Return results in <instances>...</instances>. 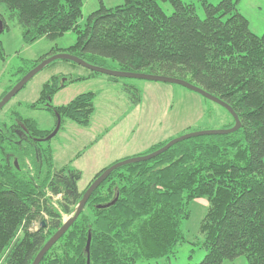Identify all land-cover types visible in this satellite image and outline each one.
I'll return each mask as SVG.
<instances>
[{
	"label": "trees",
	"instance_id": "1",
	"mask_svg": "<svg viewBox=\"0 0 264 264\" xmlns=\"http://www.w3.org/2000/svg\"><path fill=\"white\" fill-rule=\"evenodd\" d=\"M158 1L169 3L172 13L167 15ZM196 1L202 18L193 2L123 0L111 8L101 5L80 28L82 0H0L21 26L24 43L76 33L69 47L19 66L16 82L58 52L101 67L110 59L120 71L184 79L226 103L240 121L232 133L188 138L149 160L113 170L39 264H86L88 235L89 264L167 257L184 240L180 224L190 215V203L200 198L207 202L199 227L205 254L197 264H222L240 255L247 264H264V33L251 32L236 9L238 0ZM0 20L1 33L7 24L1 14ZM63 76H50L28 105L52 113V128L42 129L18 112L14 122H0V264H31L63 215L73 214L88 185L106 168L79 190L78 169L54 166L47 136L57 119L60 126L65 119L87 126L94 111L92 92L51 104L59 89L83 77ZM125 90L138 103V90L129 85ZM224 110L229 123L223 128H229L234 119Z\"/></svg>",
	"mask_w": 264,
	"mask_h": 264
},
{
	"label": "rangeland",
	"instance_id": "2",
	"mask_svg": "<svg viewBox=\"0 0 264 264\" xmlns=\"http://www.w3.org/2000/svg\"><path fill=\"white\" fill-rule=\"evenodd\" d=\"M193 2L196 13L202 18L203 10L196 0ZM220 0H208L217 4ZM81 16L77 23L80 28L87 16L101 5L106 8L121 5L123 0H82ZM162 10L172 13L169 3L158 1ZM237 11L248 21L249 29L256 35L264 33V0H238ZM0 14L7 28L0 33L5 59L0 61V95L9 86H14L19 74L16 69L29 64L47 53L65 49L76 39L74 31H68L56 39L38 38L32 43H24L21 26L16 19L8 17L4 5H0ZM103 67L120 70L121 65L110 59L104 60ZM61 73L63 79L70 76H83L59 89L52 97V105L68 103L75 96L94 93V111L87 126L72 120L62 121L60 129L50 138L54 166L65 164L80 171L77 182L83 190L100 169L116 161L143 155L151 146L169 141L185 133L223 128L229 123V116L218 104L199 93L179 84L153 81L141 78L114 77L103 73H94L78 64L57 59L53 64L44 66L19 90L1 109L0 122H14V112L36 121L42 129L54 126V116L47 110L28 107L38 97L42 84L50 76ZM141 73H148L143 70ZM113 77V78H111ZM134 86L138 90L139 101L133 104L132 96L125 86ZM204 198L190 203V215L180 224L184 240L179 242L174 253L167 257L142 260L137 264H197L204 257L200 246L202 234L200 222L206 210ZM69 216L63 215V221ZM33 229L37 227L34 224ZM222 264H247L243 255L226 259Z\"/></svg>",
	"mask_w": 264,
	"mask_h": 264
},
{
	"label": "water",
	"instance_id": "3",
	"mask_svg": "<svg viewBox=\"0 0 264 264\" xmlns=\"http://www.w3.org/2000/svg\"><path fill=\"white\" fill-rule=\"evenodd\" d=\"M2 29V22L0 20V30ZM57 59H64L71 62H74L80 66H83L87 69H90L92 71H95L97 73H103L114 77H129V78H141V79H147V80H153V81H160V82H169V83H175L179 84L183 87H186L187 89H190L192 91H195L202 95L203 97L211 100L212 102L220 105L224 109L228 111V113L233 117L234 124L229 128H219V129H208V130H200V131H193L189 133H185L179 137L173 138L169 140L166 144H164L162 147L156 149L155 151H152L145 155H138V156H132L128 157L119 161L114 162L113 164L106 167L86 188L84 191L80 201L75 207V210L72 215H70L65 221H63L62 225L44 242L42 247L39 249L35 257L33 258L31 264H39L41 259L43 258L44 254L49 250V248L67 231L69 226L75 221V219L78 217L80 212L82 211L87 199L89 198L92 191L103 181L106 179V177L116 168L129 164V163H135V162H141L149 160L158 154L166 151L168 148H170L175 143L192 138L197 137L201 135H216V134H228L236 131L240 127V121L238 119V116L235 114V112L228 106L226 103L221 101L219 98L209 94L202 88L177 77H168V76H162V75H156V74H150V73H140V72H128V71H120V70H111L105 67L92 65L83 59L72 55L70 53L66 52H58L54 53L40 62H38L34 67L29 69L15 84L11 89L1 98L0 100V109L19 91L21 90L24 85L37 73L39 72L44 66L49 64L50 62L57 60ZM60 126V119H57L56 125L53 129V131L47 136V139H50L59 129ZM43 224V222H42ZM89 245H90V235H88L86 244H85V251L87 253L86 258V264H89Z\"/></svg>",
	"mask_w": 264,
	"mask_h": 264
}]
</instances>
